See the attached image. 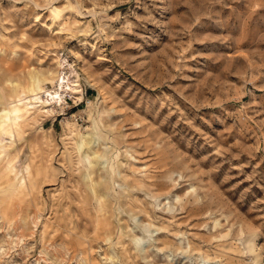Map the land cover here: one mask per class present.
<instances>
[{"label": "rangeland", "instance_id": "1", "mask_svg": "<svg viewBox=\"0 0 264 264\" xmlns=\"http://www.w3.org/2000/svg\"><path fill=\"white\" fill-rule=\"evenodd\" d=\"M16 105L0 264H264V0H0Z\"/></svg>", "mask_w": 264, "mask_h": 264}, {"label": "bare ground", "instance_id": "2", "mask_svg": "<svg viewBox=\"0 0 264 264\" xmlns=\"http://www.w3.org/2000/svg\"><path fill=\"white\" fill-rule=\"evenodd\" d=\"M39 82L40 81H39L38 77H36V76L33 77L31 79V84L28 86V88L25 90V92H24V90L20 92L19 101H20V98H22V96L24 94H25V96H26V94L37 95L42 90L38 86ZM52 94H54V99L56 98V101L58 102L57 104H61L62 103L61 101L63 99V97L61 96V93L60 92H54ZM40 111L41 110H39V112L38 111L37 112L41 113ZM26 113H28V108L26 106H24V105L14 106L11 110V114H8V116L4 118L5 120H8V124L3 123L0 125V130L2 131V133L7 134L9 137H14L15 134L16 135L19 134L21 131V127H22V124H23L24 118H25L24 116ZM25 171H26V174L29 173V167H26Z\"/></svg>", "mask_w": 264, "mask_h": 264}]
</instances>
